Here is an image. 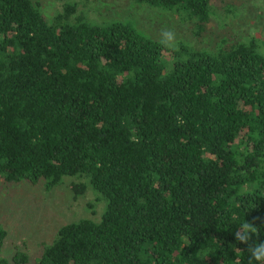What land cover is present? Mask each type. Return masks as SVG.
I'll return each mask as SVG.
<instances>
[{
  "label": "trees",
  "instance_id": "16d2710c",
  "mask_svg": "<svg viewBox=\"0 0 264 264\" xmlns=\"http://www.w3.org/2000/svg\"><path fill=\"white\" fill-rule=\"evenodd\" d=\"M210 21L211 0H134ZM129 22L91 23L67 3L47 20L33 0H0V178L73 177L99 219L61 224L37 259L0 264H249L235 233L264 243V53L236 39L172 60ZM252 264H261L255 260Z\"/></svg>",
  "mask_w": 264,
  "mask_h": 264
},
{
  "label": "rangeland",
  "instance_id": "374dc122",
  "mask_svg": "<svg viewBox=\"0 0 264 264\" xmlns=\"http://www.w3.org/2000/svg\"><path fill=\"white\" fill-rule=\"evenodd\" d=\"M47 20L67 3H76L91 23L106 24L114 20L131 23L142 35L161 42V31L174 30L173 47H166L172 60L183 55L186 47L216 51L236 39H254L264 53V0H211L207 29L196 34L195 18L186 17L176 7L139 3L134 0H33ZM73 177L53 188L44 181L5 184L0 178V221L7 230L1 253L25 250L30 259H37L43 245L49 243L57 228L72 219H99L105 200L92 188L75 197L70 188Z\"/></svg>",
  "mask_w": 264,
  "mask_h": 264
},
{
  "label": "clouds",
  "instance_id": "9594fccd",
  "mask_svg": "<svg viewBox=\"0 0 264 264\" xmlns=\"http://www.w3.org/2000/svg\"><path fill=\"white\" fill-rule=\"evenodd\" d=\"M161 43L166 47H173L176 40V33L171 29H163L161 31ZM257 232V227L250 222L243 223L239 230L235 233V238L237 241L248 244V251L251 254V258L249 260V264H252V261L255 260L257 262H261L264 264V243H255L249 244V241L252 239L251 234H255Z\"/></svg>",
  "mask_w": 264,
  "mask_h": 264
}]
</instances>
